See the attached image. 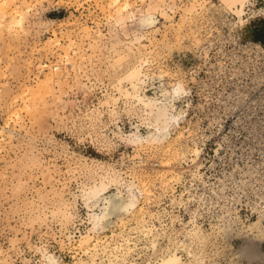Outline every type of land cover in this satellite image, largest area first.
I'll return each mask as SVG.
<instances>
[{
	"label": "rangeland",
	"instance_id": "obj_1",
	"mask_svg": "<svg viewBox=\"0 0 264 264\" xmlns=\"http://www.w3.org/2000/svg\"><path fill=\"white\" fill-rule=\"evenodd\" d=\"M4 5L0 264H43L50 254L58 264H155L169 246L154 252L158 234L147 202L157 171L174 167L188 146L179 132L163 143L128 141L134 129L146 135L152 128L125 76L140 65L138 92L150 96H161L162 87L171 89L177 80L185 87L192 53L205 32L244 24L255 39L264 34V0H246L242 20L224 0H119L116 5L110 0H8ZM146 14L154 19L151 27L143 23ZM46 74L55 78L34 94L26 91ZM114 174L124 192L131 180L143 188L139 206L123 221L113 216L110 226L92 231L93 205H86L84 196L100 180L107 182V193L116 190L109 180ZM61 208L72 211L70 219L63 218ZM260 227L255 235L245 225L218 238L216 233L233 230L216 226L206 242L193 237L187 246L191 243L202 264H264V221ZM85 233L93 235L88 243L81 241ZM247 239L254 253L246 259L235 249ZM181 257L195 260L187 253Z\"/></svg>",
	"mask_w": 264,
	"mask_h": 264
},
{
	"label": "built area",
	"instance_id": "obj_2",
	"mask_svg": "<svg viewBox=\"0 0 264 264\" xmlns=\"http://www.w3.org/2000/svg\"><path fill=\"white\" fill-rule=\"evenodd\" d=\"M242 25L210 29L192 53L178 99L188 151L157 171L147 202L158 253L176 245L184 255L189 224L211 231L223 218L235 228L264 220V37Z\"/></svg>",
	"mask_w": 264,
	"mask_h": 264
},
{
	"label": "bare ground",
	"instance_id": "obj_3",
	"mask_svg": "<svg viewBox=\"0 0 264 264\" xmlns=\"http://www.w3.org/2000/svg\"><path fill=\"white\" fill-rule=\"evenodd\" d=\"M7 1L8 0L0 1V6H2L3 9H4L3 5L4 4L6 5ZM245 1L246 0H224V2L226 4H228V6L232 9V11H234L236 13V15L238 14V18L240 20L243 19L242 13L244 12L243 6H244ZM110 2H111V4L116 5L119 2V0H110ZM126 4L127 3L124 2V4L122 6H125ZM238 4L240 6H238ZM4 10H6V9H4ZM0 11H1V7H0ZM4 15L5 14L3 13V16ZM150 15L147 16V14H146V16H143V23H144V25H146L148 27L153 26V22H154V19L153 18L151 19ZM19 17L22 18V15H20ZM21 18L20 19L18 18L17 22H20ZM66 48H67V46H66ZM53 68L57 69L58 67H57V65H54ZM125 77H126V79L129 78L130 81H128V82H131L130 87H132V89L135 91L134 93H131V95L135 94V96H133V95L132 96L136 97V101L138 100L145 107V112L148 114V121L150 123V127L152 128V130H149L146 135H142V133H140L137 128L134 129L132 132H129L127 134L126 137H127V139H129L128 141H132L134 143H137L138 145H142L144 143L151 144L153 142L163 143V142L168 141V139L173 137L174 133H177V126L179 125L180 114L182 113L180 106L177 108L175 106V99L177 98L176 101L179 102L178 99L180 98L182 92L185 90V87H184L183 83L181 82V80H177L171 89H167L166 87H162L161 96H155V95L150 96V95H147L145 93L142 94V93L138 92L139 84H140V82H143V79L141 78L140 65L130 69V71H128V73L126 74ZM54 78H55V74H46L45 77L43 78V80L39 82V84H37L33 87L29 86L26 89V91L28 93L32 92V94H34V93H36V91H39L40 87L44 84L45 81L50 82ZM125 91L126 90H124V92ZM128 92H130V91H128ZM119 177H117L115 174L111 175V177H109V180L111 182H114L117 185L116 190H114L112 192L107 193V191H106L107 182H105L104 180H100L99 182L94 183L93 185H91L88 188L86 195L84 197L86 199V203H87L86 205H89V204L91 206L93 205V208L90 207L91 209L89 212L90 220L92 222V227H91L92 231H95L99 227L106 228L109 224H112L113 219H114V218L112 219L113 216H115V218L117 220L123 221V218L127 214L134 213V210L137 208V206H139V195L142 194L143 188L138 185L139 183L137 184L135 182H132V180H131V183L127 184L126 191L124 192L121 189L122 179L120 180ZM94 206H97L100 209V211L95 210ZM61 212H62L61 214L63 215L64 219H65V217H66V219L67 218L70 219L71 216L73 215L72 211H70L68 209H62ZM260 221H264V220L261 218H257L256 220L251 221L248 224L249 226L247 225V230L249 231L248 232L249 234L255 235L256 233L260 232V228H261L260 227ZM235 223H236V221L234 219L223 218V219H220L212 227V229L214 230V228H216V226L218 229H220L221 226L223 225V228L225 230H227V229L234 230V229H236L234 227ZM225 227H227V229ZM237 228H240V227H237ZM244 229H245V227H244ZM211 233L212 232H210V231H207V230L205 231V229H202V227H200L197 224H192V225L189 224V226H186V234L188 236V239H186L184 241L185 242L184 245H183V243H181V246L183 245L184 247H186V248H184V253L185 254L187 253L191 257H195V260L193 261V259H189V258H188L189 260H187V261L184 260L181 257L182 255H180V252L177 250L178 247L176 245H173V248H170V246H169L168 249L166 250V251H168V253L165 252V254H162L161 256H159V258L156 255L158 259H157L155 264H202L203 261L196 259L197 258V256H195L196 251H195V249L192 248L191 243L189 246H187V244L190 242L191 239H193V237H194L193 240L196 239L197 241L198 240H201V241L206 240L207 241L208 239H210ZM92 238H93V235L91 233H85V234L81 235V241L83 243H88ZM127 244H128V242H127ZM200 244L201 243L199 242V245ZM118 245H119V243H118ZM122 245H121V247H122ZM251 245L252 244H250L248 239L245 240L244 242H242L240 244V246L235 249L237 252V255L240 257L241 256L246 257V259L249 256L251 257V255H252L251 253H254V252H252ZM113 247H115V246L113 245ZM154 247H156V246H154ZM126 248H127V246H126ZM201 248H202V246H201ZM103 249H105V247H103ZM128 249H129V246H128ZM128 249L122 251V253L120 255L123 261H125V256H123V255L127 254ZM154 252H157V251L155 250ZM236 252H235V254H236ZM118 254H119V252L117 254H115V258L118 256ZM112 255H114V254H112ZM47 257H48V262L43 263V264H58L56 258L53 257L51 254L48 255ZM129 262H131V261H129ZM145 263H146V261H145ZM246 263H248V262H246Z\"/></svg>",
	"mask_w": 264,
	"mask_h": 264
},
{
	"label": "trees",
	"instance_id": "obj_4",
	"mask_svg": "<svg viewBox=\"0 0 264 264\" xmlns=\"http://www.w3.org/2000/svg\"><path fill=\"white\" fill-rule=\"evenodd\" d=\"M261 34H262V36H261V35H258V33H257L256 38H257V39H261V38H263L264 34H263L262 32H261Z\"/></svg>",
	"mask_w": 264,
	"mask_h": 264
},
{
	"label": "crops",
	"instance_id": "obj_5",
	"mask_svg": "<svg viewBox=\"0 0 264 264\" xmlns=\"http://www.w3.org/2000/svg\"><path fill=\"white\" fill-rule=\"evenodd\" d=\"M264 37V36H263ZM257 39V38H256Z\"/></svg>",
	"mask_w": 264,
	"mask_h": 264
}]
</instances>
